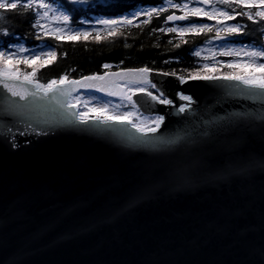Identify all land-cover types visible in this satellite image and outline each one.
Listing matches in <instances>:
<instances>
[{
    "label": "water",
    "instance_id": "water-1",
    "mask_svg": "<svg viewBox=\"0 0 264 264\" xmlns=\"http://www.w3.org/2000/svg\"><path fill=\"white\" fill-rule=\"evenodd\" d=\"M128 69L101 75L109 91L134 83L114 75ZM164 73L148 79L173 105L132 95L165 116L156 136L182 137L156 149L132 143L128 125L80 124L64 107L107 92L21 100L0 84V264H264V97ZM181 92L195 101L182 114Z\"/></svg>",
    "mask_w": 264,
    "mask_h": 264
},
{
    "label": "trees",
    "instance_id": "trees-1",
    "mask_svg": "<svg viewBox=\"0 0 264 264\" xmlns=\"http://www.w3.org/2000/svg\"><path fill=\"white\" fill-rule=\"evenodd\" d=\"M167 0H87V3H73V0H47L48 3L56 4L63 8L70 16V25L74 27L85 25V21L96 16L120 17L132 13L140 7L150 6L160 8ZM176 3L183 0H174ZM192 3H196L191 0ZM221 8L225 5L217 4ZM167 11L159 15L153 14L149 18L144 13L137 15L131 24H121L115 28V34L108 35L109 29L99 30V38L96 36L97 30L89 31L86 39L81 37L72 39L64 36L61 40L45 36L44 31L34 26L39 19L36 9L25 10L18 8L8 11L5 18L0 21V51L7 52L13 50L15 46L22 45L29 49L46 48L55 50V57L47 59H33L27 65L17 63L15 59L7 61V66L18 68L23 72H32L37 69L34 79L41 84H46L52 79L59 80L67 74L68 80L80 79L86 76L103 75L108 71L121 68L147 67L151 70L166 73L175 72L179 76H187L197 69H201L205 63L215 64V61H231L238 57L221 56L216 54L213 59L211 55L201 54L199 57L193 53L197 48L208 41H230L234 43H248L257 48L264 46V21L254 23L246 16H237L235 20L227 21L231 24L243 25V30L239 34L226 36L224 40H212L215 30L209 33H185L180 37L176 33L160 32L158 29L172 27L166 22L169 13L180 9L166 7ZM231 10V9H228ZM245 10L237 7L236 12ZM253 13L256 8L250 9ZM146 13V12H145ZM147 21V22H146ZM198 21H210L205 17H192L186 23ZM215 24V21H210ZM5 31L7 35H5ZM221 33V36H225ZM39 36V38H37ZM186 41V42H185ZM180 44V47H175ZM20 55L27 56L25 53ZM30 56V55H28ZM205 57H208L205 59ZM215 60V61H214ZM260 62H264L261 60ZM104 64L111 65L105 69ZM209 74H228L233 69L217 65L206 70ZM236 73L254 74L259 76L264 69L259 67H238ZM147 90L155 92L151 85H145ZM79 104V103H78ZM119 108L130 110L133 107L123 100L118 105ZM97 113H91L94 115ZM133 119L136 118L133 116Z\"/></svg>",
    "mask_w": 264,
    "mask_h": 264
},
{
    "label": "snow or ice",
    "instance_id": "snow-or-ice-1",
    "mask_svg": "<svg viewBox=\"0 0 264 264\" xmlns=\"http://www.w3.org/2000/svg\"><path fill=\"white\" fill-rule=\"evenodd\" d=\"M198 5H207L210 10L205 7H190L189 3H174L173 0H167V5L171 8L180 9L183 11V15H175V13L170 14L166 17V22L171 21H185L189 20L192 17H205L207 20L215 21V24L209 23H190L187 26H176V27H167L158 29L160 32L176 33L180 37H183L185 33H209L215 30V36L212 37V40H224L226 36L239 34L243 30V25L240 24H228L227 21L235 20L237 16H246L248 20L253 21L254 23H259L264 21V0H195ZM73 3H87V0H73ZM225 5L227 8L217 7L216 5ZM63 7V5H60ZM237 7H243L245 10L236 12ZM256 8L257 10L253 13L250 9ZM18 8H23L25 10H30L35 8L36 15L39 16V19L35 21L34 26L40 27L44 31L45 36L52 37L57 41L61 40L64 36H68L72 39L77 38H87L91 33L83 29L75 30H65L63 27H55L52 29H45L43 25L40 24L41 19H46L49 17L50 11H58L59 14L52 17L53 20L63 21L67 24L70 21V16L65 14L62 11H59V8H53L52 3H46L45 0H0V21L5 18V14L8 11L16 10ZM43 9L41 13L39 10ZM231 9V10H228ZM167 11V8L162 6L160 8H152L148 10L145 15L149 18L153 14L159 15L160 13ZM139 15V13L134 14ZM87 21H85L86 23ZM123 22L131 24L132 20L128 17L123 18ZM147 22V21H146ZM100 24L104 25H119L121 21L116 19H103L99 21ZM221 33H225V36H221ZM7 35V32L4 33ZM115 34V28H110L108 35L112 36ZM97 38H99L100 33L96 32ZM39 38V36L37 37ZM186 42V41H185ZM234 43V42H230ZM175 47H180V44H176ZM29 52V49L25 47H20L16 51H0V84L3 85L13 96H19L21 100H26L28 95L33 97L40 96L41 99L48 97L50 95L56 96H67L70 95L71 91L75 87H94L97 91L107 92V95L113 96L117 95L114 91H109L113 81L108 78L107 74L105 76L101 75H92L82 78V80H68L67 74L60 77L59 80L52 79L46 84H41L34 79L37 69L33 68L32 72H21L18 68H13L7 66V61L15 59L16 62L23 63L27 65L33 59H47L48 57H55V50L45 51L41 49L39 52H34L30 56L20 55L22 53ZM195 56L199 57L201 51H195L193 53ZM216 51L210 49V55L214 59L216 56ZM221 56H230V57H240L241 55L247 57L246 60L235 59L231 61H215V64L205 63L202 65L201 69L195 70L193 73H190L187 76V79L184 76H180L179 79L182 83H186L189 80H203V81H229L235 82V86L239 89L236 92V95H247L250 97L261 96L264 97V72L259 76L254 74H244L236 73L235 69L238 67H259L264 69V46L259 48L252 47L249 48L247 45H243L240 48H233L227 45H222L219 52ZM208 57H205L207 59ZM217 65L222 67H228L233 69V72L228 74H209L206 70L216 67ZM105 69L110 68L111 65L104 64ZM151 69L144 67L138 69H128L126 73H116L115 76L127 75L133 78L134 83H140L141 85L150 84L152 88H156L157 85L151 83L148 79ZM176 75L173 73H164V75ZM139 78L138 80L135 78ZM23 83L33 85L31 92H19L16 91L13 87L12 82L21 81ZM243 86V87H240ZM132 95L137 93H143L147 97H150L152 101H156L162 105H173V100L168 99L163 92H160L159 95H153L152 92L147 91L143 86L130 89ZM132 95H122V99L126 100L134 109H136V101L132 99ZM179 99L185 101L186 103L182 104L178 109V113H185L191 110V105L195 103L191 95H185L183 92L178 93ZM59 103V100L57 101ZM84 108L86 111H79V105H73L77 110L73 111L69 108L68 103L64 104V107L69 110L71 117L75 118V121L87 125L89 123H94L97 125L112 126L115 124L128 125L132 129H135L136 133L139 135L129 134V140L137 145H143L153 149L158 148L160 145H172L176 144L182 139V137H176L174 139H163L156 136L155 134L159 131L161 125L165 121V116L159 115L152 118H145L140 120L137 123V120L133 119V116L136 115L135 112L128 111L124 113L112 112L109 110V104L104 103L100 107H89L88 101L84 102ZM116 107H119L118 105ZM139 110L136 109V112ZM89 113H97L96 115H89ZM264 118V117H262ZM139 119V116H137ZM120 131V130H117Z\"/></svg>",
    "mask_w": 264,
    "mask_h": 264
},
{
    "label": "rangeland",
    "instance_id": "rangeland-1",
    "mask_svg": "<svg viewBox=\"0 0 264 264\" xmlns=\"http://www.w3.org/2000/svg\"><path fill=\"white\" fill-rule=\"evenodd\" d=\"M46 3L47 0H45ZM174 3H176L174 0H173ZM178 3H189V6L190 7H197V6H200V7H205V6H202V5H198V4H194L191 2V0H183L181 2H178ZM167 7V1L162 4L160 7ZM53 8H59V11H62L64 12L65 14L68 15V13L61 7H59L58 5L56 4H53ZM154 7H150V6H145V7H140L139 9L137 10H134L132 11V13H129L128 15H124V16H120L118 18L116 17H107V16H96L94 17L93 19L91 20H87L86 24L85 25H82V26H78V27H74L72 25H70V23H63V21H56V20H53L52 17L55 16V15H58L59 12L58 11H50L49 12V17L46 18V19H41L40 20V24L44 26L45 29H52V28H55V27H63L65 30H75V29H83V30H87V31H91V30H101L103 28H106V29H110L112 27H115L117 25H104V24H100L99 21L100 20H103V19H116V20H119L121 21V24H125L123 22V18L124 17H128L129 19H131L132 21L135 20V17L137 15H134V14H137L139 13L142 14V13H145L147 12L148 10L152 9ZM206 9L210 10V8H207L205 7ZM41 13L44 11L43 9L39 10ZM183 12V11H182ZM195 23H211L210 21H198V22H195ZM228 24H231L229 22H227ZM190 23H186V24H175V25H172V27H176V26H187L189 25ZM222 45H227V46H230V47H233V48H240L241 46L243 45H247L249 48H252V47H255L251 44H248V43H230V41H208L206 42L205 44H203L202 46L198 47L197 48V51H201V54H204V55H210V49H214L216 51V53H219L220 50H221V46ZM22 45H18V46H15L13 50H8L7 52L9 51H16L18 48H20ZM24 47V46H22ZM257 48V47H256ZM41 49L45 50V51H48L49 49H46V48H40V49H35V50H32L30 52H25V54L28 56V55H32L34 52H39ZM238 59H241V60H246L247 57L241 55L240 57H238ZM215 61V60H214ZM140 86H143L144 85H138V84H135V83H120L117 85V89L115 90V92L117 93V95H113V96H109L107 94H100V93H94V92H89V91H79L75 94H73L70 98V103L71 104H78L79 105V111H86V109L84 108V102L85 101H88L89 103V107H100L102 106L104 103H108L109 104V110L112 111V112H118V113H124V112H128V111H132V112H135L136 115H134V117L136 118L137 120V123L140 122V120H144L145 118H152V117H155L157 115H150V114H142L140 113V111L136 112V109H138V107H136V109H130V110H125V109H122V108H119V107H116L117 105L120 104L121 101H123L124 99H122V95H132V92L130 89H133V88H136V87H140ZM139 110V109H138ZM91 113H89L90 115ZM96 115V114H94ZM93 115V116H94ZM137 116H139V119H137Z\"/></svg>",
    "mask_w": 264,
    "mask_h": 264
}]
</instances>
